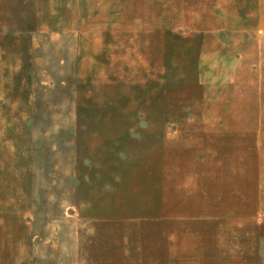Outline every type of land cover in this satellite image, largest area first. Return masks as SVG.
Here are the masks:
<instances>
[{"label": "rangeland", "instance_id": "obj_1", "mask_svg": "<svg viewBox=\"0 0 264 264\" xmlns=\"http://www.w3.org/2000/svg\"><path fill=\"white\" fill-rule=\"evenodd\" d=\"M0 264H264V0H0Z\"/></svg>", "mask_w": 264, "mask_h": 264}]
</instances>
